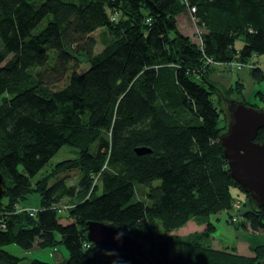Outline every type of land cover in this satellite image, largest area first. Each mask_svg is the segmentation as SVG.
I'll return each instance as SVG.
<instances>
[{
    "label": "trees",
    "instance_id": "16d2710c",
    "mask_svg": "<svg viewBox=\"0 0 264 264\" xmlns=\"http://www.w3.org/2000/svg\"><path fill=\"white\" fill-rule=\"evenodd\" d=\"M187 11L202 30L196 42L179 29ZM98 30L107 44L96 52ZM261 55L264 0H0V264L22 261L11 245L54 250L55 261L27 264H114V249L87 239L92 220L144 243L148 259L122 253L126 264L262 263L264 245L245 258L212 249L201 233L171 234L191 219L230 217L237 206L231 191L241 187L219 139L224 96L234 97L215 96L213 64L238 62L240 72ZM249 73L264 81L257 61ZM257 138L264 142V128ZM64 146L78 157L58 162L34 190ZM77 168L89 179L79 189L49 185ZM137 185L148 189L141 198ZM67 197L78 200L64 223ZM239 226L264 233V205L243 212ZM176 245L183 253L171 256Z\"/></svg>",
    "mask_w": 264,
    "mask_h": 264
},
{
    "label": "rangeland",
    "instance_id": "374dc122",
    "mask_svg": "<svg viewBox=\"0 0 264 264\" xmlns=\"http://www.w3.org/2000/svg\"><path fill=\"white\" fill-rule=\"evenodd\" d=\"M179 22V29L182 33L186 34L187 36H191L193 40L196 42V38L199 37L200 31H202L200 28H198V25L196 24V21H193V18L189 11L186 13H182L178 17ZM103 30H98L94 34V37L97 40V44L95 47V51H101L104 46L107 44L105 33L102 32ZM236 48L240 50L243 47L244 41L243 36L238 37L236 40ZM81 57V71H84L87 69L88 65L85 61V54H80ZM256 57L250 58L249 66L245 67V71H248V75L251 77L250 72V66L252 63L254 64L253 60ZM256 61V60H255ZM258 64L264 68V55L259 56L257 59ZM213 77L211 79L212 85L214 87V94L215 96L217 93H223V94H230L234 98L241 97L240 100L246 101V99H249L250 94L253 92V96L250 98V101H248L251 106L254 107H261L264 108V102L262 99L257 95V90L262 89L264 90V81L259 83L252 82V77L250 78L248 75L245 76L242 75V79L245 82V85L243 86L244 89L241 91L238 89L229 90L228 85L231 80V73L234 71L235 67H238L236 62L230 63V64H213ZM238 74H236L237 76ZM235 76V77H236ZM239 77V75L237 76ZM197 80V79H196ZM65 82H61L58 84L59 87L64 86ZM255 90V91H254ZM219 93V94H220ZM255 93V95H254ZM222 106V105H221ZM222 124L221 127L227 128L229 118L227 117V112L225 110V107L223 109V117H222ZM225 128V130H226ZM77 150L74 148H71L69 146H64L62 149L58 151V153L50 160V162L38 173L37 177L32 180V183L34 185V190L37 187L38 179H42L45 176L51 175L53 171L56 168V164L60 161L66 160V159H76L78 157ZM113 170V168H112ZM95 179V183L97 181V177L93 175ZM88 179L86 174L82 171L81 168L77 169H71L66 170L58 175H56L54 178H52L49 181V185L55 184L57 181H64L67 186L69 187H75L76 189L82 185V182L84 180ZM89 180V179H88ZM148 189L143 187L142 185H137V193L138 197L141 198L144 195H142V192H147ZM101 191V190H100ZM99 191V192H100ZM231 193L235 197V203H241L239 207L233 208L232 216H228V213L226 211L219 212L218 215H211L208 223L206 222H200L196 219H191L186 222V224L182 227H184L182 234L180 235H190V234H197L201 233L207 236L209 238V242H206L207 246H210L212 249L216 250H224V251H232L234 255L243 256L245 258L252 257L255 255V252L253 251V247H255L254 243H257L256 240H260L259 243L264 242V233L258 234L256 232H253L252 230L244 229L243 227L239 226V223L242 219L243 212H250V210L255 208V205L252 202L251 197L244 193L240 188H233ZM79 197V196H78ZM78 197L73 198H64L59 205L60 213H62V222L68 223L73 221L69 214H67V211L70 207H72V204L77 202ZM30 203L32 205H38V195L32 194L30 197ZM26 206V204H24ZM257 207V206H256ZM259 208V207H258ZM195 224V225H194ZM180 227V228H182ZM213 227V228H211ZM178 233V229H175L171 234L175 235ZM226 240V241H225ZM205 244V243H204ZM264 245V244H263ZM263 245H256V246H263ZM12 253L20 256L22 258V261L20 264H27L30 259H40L48 262L55 261L54 258V250L52 249H45V250H32L30 252L23 251L15 246H9L8 248ZM59 252H62V257L68 255L67 250L64 246L60 245L58 247ZM171 256H175L178 252L183 253V249L176 245L172 246L170 248ZM112 255L115 258L114 264H126L122 259V253H119L118 251L114 250L112 251ZM259 261V260H258ZM257 261L256 264H259ZM263 261V259L261 260ZM261 264V263H260Z\"/></svg>",
    "mask_w": 264,
    "mask_h": 264
},
{
    "label": "water",
    "instance_id": "95a60500",
    "mask_svg": "<svg viewBox=\"0 0 264 264\" xmlns=\"http://www.w3.org/2000/svg\"><path fill=\"white\" fill-rule=\"evenodd\" d=\"M224 100L229 121L219 139L228 168L235 182L260 208L264 205V142L257 136L264 128V108L248 105L236 97L224 96ZM147 152L144 148L136 149L137 154ZM87 239L119 253L148 259L142 241L102 221L87 222Z\"/></svg>",
    "mask_w": 264,
    "mask_h": 264
},
{
    "label": "crops",
    "instance_id": "0c3cea01",
    "mask_svg": "<svg viewBox=\"0 0 264 264\" xmlns=\"http://www.w3.org/2000/svg\"><path fill=\"white\" fill-rule=\"evenodd\" d=\"M259 57H256L254 60H253V62L256 60L257 61V59H258ZM231 73V80H230V82H229V84H227L228 85V87H230V86H234L235 85V83L237 82V80H240L241 82H242V84H244L245 85V82H244V80L242 79V75L243 76H245V73H246V76L248 75V71L246 72L245 70L244 71H240V72H236V70L235 71H232V72H230ZM236 74H238L239 75V77H237L236 76ZM250 74V73H249ZM236 76V77H235ZM249 76V75H248ZM250 77V76H249ZM251 78V77H250ZM253 82V81H252ZM242 89H244L243 87L241 88V90ZM255 91V90H254ZM257 91H259V92H261L262 94H264V90H262V89H259V90H257ZM254 95H255V93H254ZM253 96V92H252V94H250V96H249V99H246V101L248 102V101H250V98ZM263 97V96H262ZM260 98H261V96H260ZM195 225V224H194ZM184 227H182V228H178V233H177V235H180V234H182V232L181 231H183L184 229H183ZM263 233V232H262ZM262 233H258V234H262ZM180 236H182V237H186V236H188V235H186V236H184V235H180ZM226 241V240H225ZM257 241V243H254L255 245L254 246H256V245H263L264 244V242H262V243H259V241L260 240H256Z\"/></svg>",
    "mask_w": 264,
    "mask_h": 264
},
{
    "label": "built area",
    "instance_id": "2783aa9c",
    "mask_svg": "<svg viewBox=\"0 0 264 264\" xmlns=\"http://www.w3.org/2000/svg\"><path fill=\"white\" fill-rule=\"evenodd\" d=\"M236 63L238 65V67H240L241 63H238V62H236ZM236 205H237L236 207H239V205H241V204L239 203V204H236ZM231 216H232V214H231Z\"/></svg>",
    "mask_w": 264,
    "mask_h": 264
}]
</instances>
